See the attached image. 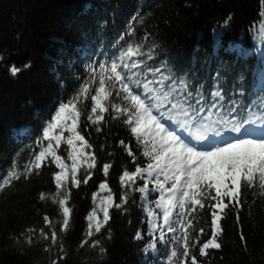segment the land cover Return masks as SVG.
I'll return each instance as SVG.
<instances>
[{
  "label": "trees",
  "instance_id": "16d2710c",
  "mask_svg": "<svg viewBox=\"0 0 264 264\" xmlns=\"http://www.w3.org/2000/svg\"><path fill=\"white\" fill-rule=\"evenodd\" d=\"M137 11L141 15L132 21ZM129 24L135 29L132 36L127 35ZM120 35L152 53L151 59L139 57L146 66L166 56L177 64L172 73L189 77L193 88L199 90L204 83L215 91V84L223 85L226 104L242 100L252 107L264 97V0H0V56H4L0 61V178L13 165L23 172L34 162L47 144L41 141L42 132L59 103L67 102L83 83L87 63H94L99 71V63L110 62L122 45L126 47ZM13 65L21 68L16 76L10 71ZM84 103L90 112V102ZM110 113L111 109L97 125L86 120V113L80 117L78 130L92 145L86 151L95 154L97 164L86 185L76 187L71 181L67 185L73 212L66 232L61 230L62 208L53 199L54 174L59 171L54 162L46 160L29 178L0 191V264H51L52 260L57 264H166L160 253L143 251L148 242L147 214L138 191H129L121 209L110 208V220L101 233L88 238L100 240L104 253L90 243L81 247L88 213L108 194L99 184L107 182L115 203H120L119 177L124 170L134 171L132 157L120 141L133 149L137 162L141 159L126 126L120 118L111 119ZM56 147L70 166V146L62 142ZM105 163L111 165L107 176ZM83 174L81 169L78 178ZM142 184L137 180L136 186ZM42 194L45 200L40 199ZM93 194H97L95 201ZM156 197L153 193L149 199ZM241 199L239 222L235 211L221 221L222 247L210 249L209 256L203 257L198 255L200 245L196 246L199 264H264V195L242 188ZM45 216L57 230L66 255L55 245L45 251L49 241L39 235L40 229L50 235ZM29 228L36 230L30 245L26 242ZM195 228L191 239L199 238L202 244L210 238V212L198 218ZM138 230L144 240L134 239Z\"/></svg>",
  "mask_w": 264,
  "mask_h": 264
},
{
  "label": "snow or ice",
  "instance_id": "6c2138e0",
  "mask_svg": "<svg viewBox=\"0 0 264 264\" xmlns=\"http://www.w3.org/2000/svg\"><path fill=\"white\" fill-rule=\"evenodd\" d=\"M140 15L137 11L131 20L136 21ZM128 28L131 30H126L127 35L132 36L135 29L131 24ZM119 40L124 41L126 47L122 45L123 50L110 62L99 63V71L94 63L85 65L87 77H82L83 83L67 102L59 103L58 110L42 132L41 141H47L46 146L23 172L13 165L0 178V191L22 177L29 178L46 160L54 162L59 171L54 174L57 191L53 199L62 208L61 230L66 232L73 212L69 207L67 185L70 181L76 187L81 183L86 185L97 164L95 154L86 151L92 145L78 130L80 117L86 113V120L97 125L105 120L104 114L111 109L110 118L121 119L135 140L141 159L137 162L133 149L120 141L132 157L134 171L124 170L119 177L123 189L120 203H115L107 182L99 184V189L108 194L101 197L88 213L86 238L81 247L90 243L104 253L106 249L100 246V240L88 238L101 233L110 220V208L121 209L128 202L129 191H138L147 214L148 242L143 251L160 253L166 257V264H199L196 246L200 245L198 255L209 256L210 249L222 247L219 238L225 216L235 211L239 222L243 207L242 188L259 190L264 195V97L252 107L244 105L242 100L226 104L227 93L221 91L223 85L219 83L214 85L215 91L206 88L204 83H200L197 90L192 87L189 77L174 75L171 70L156 79L161 69H153L148 75L151 66L142 64L139 59L145 55L151 59L152 53H145L140 43H128L124 35H120ZM147 40L148 36H145L144 41ZM3 60L4 56H0V61ZM10 71L16 76L21 68L13 65ZM84 101L90 102V112ZM65 132L70 135L65 137ZM62 142L71 148L70 166L57 154L56 146ZM110 167L107 163L103 165L105 176ZM81 169L84 174L78 178ZM137 180L143 184L136 186ZM153 193L157 194L156 199H149ZM46 198L43 194L40 196L41 200ZM92 198L95 201L97 194ZM209 212L211 236L201 244L199 238L193 240L190 234L196 231L198 218ZM99 213H102V219ZM44 221L50 228V235L44 229L39 232L45 241H49L45 251H52L55 245L66 255L63 244H58V233L52 221L47 216ZM35 232L33 228L27 229L29 245L33 243ZM199 232L203 234L204 228H199ZM134 239L144 240L145 237L138 230ZM240 239L244 240V236ZM51 264L57 262L52 260Z\"/></svg>",
  "mask_w": 264,
  "mask_h": 264
},
{
  "label": "bare ground",
  "instance_id": "6f19581e",
  "mask_svg": "<svg viewBox=\"0 0 264 264\" xmlns=\"http://www.w3.org/2000/svg\"><path fill=\"white\" fill-rule=\"evenodd\" d=\"M175 63H176L175 60H173L170 57H166V56L158 57L157 59L152 60V64L149 69V72L146 74L150 75L151 70L159 68L161 69V72L156 76V79H158L160 74H167L169 70H172L173 66H177V64ZM222 79H226V77H222Z\"/></svg>",
  "mask_w": 264,
  "mask_h": 264
}]
</instances>
